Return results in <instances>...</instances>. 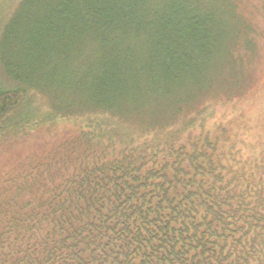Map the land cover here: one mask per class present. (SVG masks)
<instances>
[{
  "label": "trees",
  "instance_id": "trees-1",
  "mask_svg": "<svg viewBox=\"0 0 264 264\" xmlns=\"http://www.w3.org/2000/svg\"><path fill=\"white\" fill-rule=\"evenodd\" d=\"M202 2L20 0L1 18L0 151L13 149L0 169V264H264V164L250 165L235 129L124 130L131 116L143 124L148 115L129 107L132 91L155 75L147 63L141 73L125 66L141 47L174 80L191 63L190 47L205 57L225 30ZM81 33L103 52L77 107L125 122L112 128L91 113L54 135L61 119L34 105L42 59Z\"/></svg>",
  "mask_w": 264,
  "mask_h": 264
},
{
  "label": "rangeland",
  "instance_id": "rangeland-1",
  "mask_svg": "<svg viewBox=\"0 0 264 264\" xmlns=\"http://www.w3.org/2000/svg\"><path fill=\"white\" fill-rule=\"evenodd\" d=\"M16 1L20 0H3L6 9L0 14V21L4 15H9ZM204 1L211 7L209 12H216L221 21L227 24L225 30L215 32L218 38L216 44L204 47L205 57L197 56V47H190L193 50L184 55L191 57V63L188 60L182 63L186 69L175 70L174 74L178 77L174 80L168 78L172 73L170 69L161 75L157 72V65L160 64H150L148 51L143 47L135 59L125 64L132 72L138 73H141L143 63L156 68L151 69V73L155 74L152 80L147 78V82H142L132 91L137 97L130 96V99L135 98L130 108L136 107L138 114L147 112L148 115L142 118L145 122L138 124L141 121L137 123L131 116L124 124V130L134 133L138 127L145 130L157 126L154 123L165 128H176L183 124L196 126L204 122L207 126L226 123L239 135L237 142L243 141L248 146L245 156L250 165H259L261 171L264 164V0H236L238 8L232 7L230 0ZM21 39L24 41L23 35ZM70 41L59 42L61 47L56 46L48 58L42 59L48 68L37 79V90L40 92L35 96L34 105H40L41 110L49 105L57 113L61 121L50 129L54 135L57 131L74 129L91 113H97L98 118H108L104 124L118 128L125 122L118 115L107 117L100 110H81L77 107L88 101L91 78L102 67L97 61H100V52L103 51L101 46L92 47L88 43V33L87 36L81 33L78 38H70ZM164 79L168 81L164 82ZM165 86L167 92L164 91ZM51 97L66 108L57 112L58 106L52 101L48 102ZM111 106L120 107V104ZM157 117L159 120H156ZM25 138L15 142V150L25 147L20 143ZM12 149L10 146L7 154L0 151V169Z\"/></svg>",
  "mask_w": 264,
  "mask_h": 264
}]
</instances>
